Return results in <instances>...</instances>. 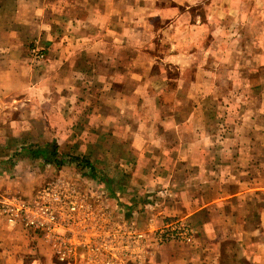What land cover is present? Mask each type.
I'll return each mask as SVG.
<instances>
[{
  "label": "crops",
  "instance_id": "1",
  "mask_svg": "<svg viewBox=\"0 0 264 264\" xmlns=\"http://www.w3.org/2000/svg\"><path fill=\"white\" fill-rule=\"evenodd\" d=\"M117 1L0 0V94L32 91L34 76L45 68L72 129H63L58 146L68 142L83 157L105 160V172L129 200H115L110 182L106 194L128 217L135 213L142 227L150 217L156 226L176 218L193 226L195 240L184 254L166 258L164 248L148 264H264V183H257L264 170L256 165L264 151H252L264 148V87L256 90L250 80L258 70L264 80V0H168V7L153 0L151 11ZM150 25L160 41L171 34L167 52L148 54ZM212 32L231 58L225 51L209 57ZM34 44L46 53L40 69L33 65ZM225 64L240 73L243 65L248 95L259 105L248 107L254 113L242 126L240 120L230 125L239 134L220 138L224 124L212 119L209 101L218 87L212 80ZM240 73L234 71V97L242 95ZM42 88L35 89L46 96ZM257 129L263 130L258 137ZM12 160L0 162L12 166L0 169V196L28 195L36 168ZM27 233L0 216V264L52 262V251Z\"/></svg>",
  "mask_w": 264,
  "mask_h": 264
},
{
  "label": "rangeland",
  "instance_id": "2",
  "mask_svg": "<svg viewBox=\"0 0 264 264\" xmlns=\"http://www.w3.org/2000/svg\"><path fill=\"white\" fill-rule=\"evenodd\" d=\"M155 1V0H154ZM161 1L159 2L162 7H168V0H156ZM180 1V0H177ZM187 3L190 0H185ZM117 2L120 3V0ZM125 5L129 6L130 8L135 7V5L149 7L150 11L153 7V0H125L122 1ZM185 2V3H186ZM145 4V5H144ZM184 7V6H183ZM182 7V8H183ZM175 7L173 11H175ZM262 17H256V23L262 22ZM257 24V25H258ZM263 24V23H261ZM256 34V38L258 43L259 41H262L259 36L256 29L254 30ZM213 33H208L213 40L212 44H215V47L213 49H205L209 55V57L215 58L214 54L219 53L222 54V52L226 54V50H222L223 44L220 45V36H218V41L215 43V39L213 37ZM247 33V30L244 32V35ZM154 31L152 29V25H150L149 30L145 32V40L146 43H151L152 47L151 49H146L147 52L152 51L151 54L153 56L159 55V52H167L168 43L171 42L173 39L169 36L171 34L167 33L166 37L163 41H160L158 37H154ZM182 34V33H178ZM185 35V33H184ZM154 37V38H153ZM163 46V47H161ZM229 51H233V47L228 46ZM258 47V46H257ZM221 48V49H220ZM247 47L242 48L240 51H243ZM34 50L36 52H34ZM40 47L35 46L32 48V55L33 57V65L40 69L44 67V63L46 61V53L44 52ZM202 50L200 51L201 55ZM147 54V56H148ZM41 55V58L38 56ZM224 55V54H223ZM226 56H229L231 58V54H226ZM44 65V66H43ZM208 66H211L209 64ZM225 70L218 72V75H216L212 83L217 84L218 87L214 89V86H212L213 93L210 97L211 100L209 103L214 106L212 107L213 111V120H219L220 124H224V128H220V138L223 136H228L232 133L239 134L237 132L238 127H234L232 130L230 128V125H236L234 123L238 122L239 120L241 122V126L243 122L246 120V115L249 113H254V109L258 108V97L256 96H249L248 92H250L251 86H249L248 79H243V76H245L243 71V65H240L241 73L238 68H232L233 65H227L225 64ZM43 70L45 68H42L38 73L34 76V86L36 89H39V87H44L42 89L47 90L46 96L41 95L40 92H37L36 89L33 86L32 91H28L26 93H20L15 96L10 95H2L0 94V162L11 160L12 157L14 160H12V163L14 162H28V163H22V164H30L33 165V168H36V171L30 172L33 174L32 178H30V182L33 183L34 180V186L33 191L26 195L25 193H11V194H5L0 196V206L1 203L7 199H21L24 201H32L35 196L37 195L38 191L46 186L49 183H57V182H70L75 183L79 188L82 190L87 189H96L98 188L101 191H105L107 185H109V182L113 189H117L119 186V180L112 177L110 172L106 173L103 166L106 165V161L102 159H96L89 158L88 156L83 157L80 152L74 151V148L72 144L66 142L60 146H58V137L60 134H63V129L65 132H68V130L72 131L68 118H64L63 113L58 110V108L62 105L61 99L57 97V83L55 79L51 78H44L45 74L43 73ZM238 70L240 73L241 81H239L240 84V91L242 92L241 96L234 97L233 92L236 90V80L233 79L234 71ZM220 71V70H219ZM177 74L176 70H173L172 73ZM194 73V72H193ZM47 75V74H46ZM239 75V74H238ZM51 76V74L49 75ZM52 76H56L55 74H52ZM224 78V79H223ZM49 79V80H48ZM51 79V81H50ZM223 79V80H222ZM251 83L255 84L256 86L254 89L259 90L262 87H264V80L261 77V71L258 70L255 77L251 76ZM235 83V85H234ZM235 86V87H234ZM59 87V86H58ZM29 88V89H31ZM252 89V88H251ZM245 92V95H244ZM253 103V104H251ZM257 105V106H256ZM252 107L254 109L252 112L248 109V107ZM217 108V109H216ZM244 108H247L244 110ZM259 113V112H258ZM71 115V113H68V110L65 111V115ZM262 114V113H261ZM62 118L65 119V121H62ZM67 122L69 124V127L61 126L62 123ZM234 123V124H233ZM226 125V126H225ZM259 127V126H258ZM216 128H213L215 130ZM245 130L243 129L242 132ZM258 131V129H257ZM263 133V130H259L257 132V137ZM67 134V133H66ZM66 136H69L67 134ZM263 137V136H262ZM64 139V138H63ZM66 140V139H65ZM69 141L71 139L68 138ZM230 143L228 141L226 144L223 145V150L226 147H229ZM58 147V153H60L63 156V165L61 166H55L52 164L46 165V167L41 168V165L44 163L41 160H35L31 153L34 151H37L38 149H48L50 147ZM25 149V151H23ZM226 149V148H225ZM239 149V148H238ZM243 151H248V147H241ZM252 151H255L256 154L263 153L264 148L263 146L255 147L252 149ZM20 152L19 154H16ZM15 156V157H14ZM26 156H31L32 159H29ZM98 156V155H97ZM79 158L80 160L76 159ZM99 160V161H98ZM87 162L89 164H87ZM251 162H253L251 160ZM42 163V164H41ZM257 169L261 168L264 170V159H260L256 162ZM10 168V166H6L5 164H0V169L4 168ZM32 169V168H31ZM261 178V179H260ZM261 181V182H260ZM29 182V183H30ZM264 183V173L261 175H257V183ZM117 191H119L117 193ZM111 193V192H110ZM127 192H121L117 189L116 191H112L111 195L115 198V200H118L120 203L127 204ZM151 195V194H150ZM154 195V194H153ZM126 212V210H124ZM128 212V211H127ZM126 212V213H127ZM0 216L6 221V223L13 227H20L23 231L28 232L27 234L34 235V238L39 240L41 243H43L45 246L49 248L50 251L55 255L52 257V262L50 264H60V262L57 259V254L52 248V245L50 242H48L43 234L40 231L27 229L21 225V223H15L12 224L9 222L8 218L4 216L0 211ZM180 219V218H176ZM147 220H149L147 218ZM174 220V219H172ZM171 221V220H170ZM168 222V221H166ZM164 222V223H166ZM162 226V225H161ZM193 227V226H192ZM195 237L193 238L192 242L190 243H172L169 245L164 246L159 253L164 249L167 248L163 255L168 258L169 252L178 251L182 254L185 253V249H187L188 244L194 243ZM178 246V247H177ZM171 247H176L171 249ZM230 250L233 248L231 246L226 247ZM82 250L79 251L81 253ZM158 253V254H159ZM51 261V260H50Z\"/></svg>",
  "mask_w": 264,
  "mask_h": 264
},
{
  "label": "built area",
  "instance_id": "3",
  "mask_svg": "<svg viewBox=\"0 0 264 264\" xmlns=\"http://www.w3.org/2000/svg\"><path fill=\"white\" fill-rule=\"evenodd\" d=\"M110 200L98 188L57 182L41 188L32 201H3L0 211L10 223L40 231L60 264H148L164 246L194 238L184 219L156 226L150 217L142 227L135 213L128 217Z\"/></svg>",
  "mask_w": 264,
  "mask_h": 264
},
{
  "label": "trees",
  "instance_id": "4",
  "mask_svg": "<svg viewBox=\"0 0 264 264\" xmlns=\"http://www.w3.org/2000/svg\"><path fill=\"white\" fill-rule=\"evenodd\" d=\"M58 147L54 146V147H50L48 149H38L37 151H34L31 153V155L34 158H42L45 163L47 164H52L55 166H61L63 165V156L58 153ZM78 160H80L79 158H76ZM87 164H89L87 162Z\"/></svg>",
  "mask_w": 264,
  "mask_h": 264
}]
</instances>
